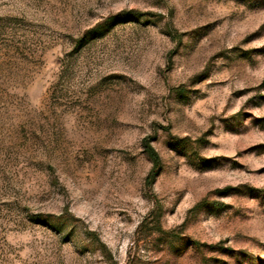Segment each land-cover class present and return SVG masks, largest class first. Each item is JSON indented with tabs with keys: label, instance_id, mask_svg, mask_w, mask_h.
<instances>
[{
	"label": "rangeland",
	"instance_id": "rangeland-1",
	"mask_svg": "<svg viewBox=\"0 0 264 264\" xmlns=\"http://www.w3.org/2000/svg\"><path fill=\"white\" fill-rule=\"evenodd\" d=\"M0 264H264V0H0Z\"/></svg>",
	"mask_w": 264,
	"mask_h": 264
},
{
	"label": "trees",
	"instance_id": "trees-1",
	"mask_svg": "<svg viewBox=\"0 0 264 264\" xmlns=\"http://www.w3.org/2000/svg\"><path fill=\"white\" fill-rule=\"evenodd\" d=\"M133 12H121L114 19L111 20L112 23H120L126 18H132ZM142 148L147 158L150 161V169L144 179V186L148 191L151 190L156 178L160 175L162 171V162L157 154L156 150L153 148L151 141L149 139L142 140Z\"/></svg>",
	"mask_w": 264,
	"mask_h": 264
}]
</instances>
